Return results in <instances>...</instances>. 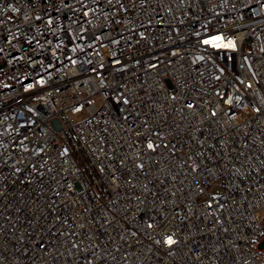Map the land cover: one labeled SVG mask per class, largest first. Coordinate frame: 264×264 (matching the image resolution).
<instances>
[{"label": "built area", "instance_id": "obj_1", "mask_svg": "<svg viewBox=\"0 0 264 264\" xmlns=\"http://www.w3.org/2000/svg\"><path fill=\"white\" fill-rule=\"evenodd\" d=\"M0 264H264V0H0Z\"/></svg>", "mask_w": 264, "mask_h": 264}, {"label": "rangeland", "instance_id": "obj_2", "mask_svg": "<svg viewBox=\"0 0 264 264\" xmlns=\"http://www.w3.org/2000/svg\"><path fill=\"white\" fill-rule=\"evenodd\" d=\"M98 103H99V101H98Z\"/></svg>", "mask_w": 264, "mask_h": 264}]
</instances>
